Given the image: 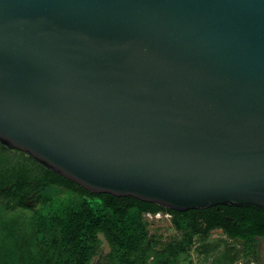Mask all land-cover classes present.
Listing matches in <instances>:
<instances>
[{
	"label": "water",
	"instance_id": "obj_1",
	"mask_svg": "<svg viewBox=\"0 0 264 264\" xmlns=\"http://www.w3.org/2000/svg\"><path fill=\"white\" fill-rule=\"evenodd\" d=\"M0 144L94 194L264 210V0H0Z\"/></svg>",
	"mask_w": 264,
	"mask_h": 264
},
{
	"label": "trees",
	"instance_id": "obj_2",
	"mask_svg": "<svg viewBox=\"0 0 264 264\" xmlns=\"http://www.w3.org/2000/svg\"><path fill=\"white\" fill-rule=\"evenodd\" d=\"M0 148V264H193L194 251L206 264L259 261L263 209L219 205L177 212L94 194L26 153ZM158 215L171 218L175 235L167 242L150 232L148 217ZM214 232L239 247L209 241Z\"/></svg>",
	"mask_w": 264,
	"mask_h": 264
},
{
	"label": "rangeland",
	"instance_id": "obj_3",
	"mask_svg": "<svg viewBox=\"0 0 264 264\" xmlns=\"http://www.w3.org/2000/svg\"><path fill=\"white\" fill-rule=\"evenodd\" d=\"M150 225V232L157 237H161L163 242H167L173 238L175 232L172 228L171 218L169 216L158 215V216H149L148 217ZM209 241H215L217 244L221 245H228L239 247L236 243L230 242L221 232H214ZM109 248L105 243L103 246V253L108 252ZM258 262H251L250 264H264V242H260L258 245ZM192 260L193 264H206L202 255H199L196 251L192 253ZM244 260L241 259L237 261L235 264H244Z\"/></svg>",
	"mask_w": 264,
	"mask_h": 264
},
{
	"label": "flooded vegetation",
	"instance_id": "obj_4",
	"mask_svg": "<svg viewBox=\"0 0 264 264\" xmlns=\"http://www.w3.org/2000/svg\"><path fill=\"white\" fill-rule=\"evenodd\" d=\"M1 149V148H0ZM9 150V153H11V154H13V155H16V154H18V153H21L20 151H17V150H10V149H8ZM31 204H33L32 202H31Z\"/></svg>",
	"mask_w": 264,
	"mask_h": 264
}]
</instances>
